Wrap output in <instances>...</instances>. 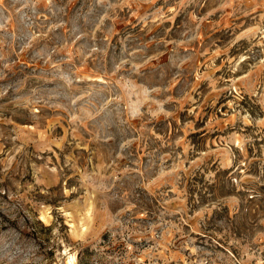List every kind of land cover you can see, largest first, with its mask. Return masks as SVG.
<instances>
[{"label": "rangeland", "instance_id": "rangeland-1", "mask_svg": "<svg viewBox=\"0 0 264 264\" xmlns=\"http://www.w3.org/2000/svg\"><path fill=\"white\" fill-rule=\"evenodd\" d=\"M0 264H264V0H0Z\"/></svg>", "mask_w": 264, "mask_h": 264}]
</instances>
